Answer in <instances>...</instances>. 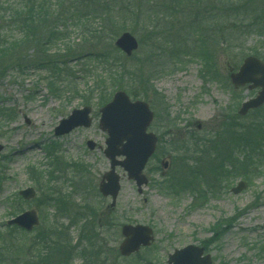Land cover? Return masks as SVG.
Masks as SVG:
<instances>
[{"label":"rangeland","instance_id":"obj_1","mask_svg":"<svg viewBox=\"0 0 264 264\" xmlns=\"http://www.w3.org/2000/svg\"><path fill=\"white\" fill-rule=\"evenodd\" d=\"M135 1L123 0L114 5L119 10L113 8L116 21L127 20V32L140 43L124 63L142 79H126L128 90H123L132 101L148 103L155 114L148 132L158 137V144L143 172L147 185L139 191L118 167L121 190L114 210L108 211L111 199L99 193L102 177L110 170L104 154L108 135L99 128L104 106L100 98L110 100L116 91L92 94L94 77L105 73L89 60L95 51L108 50L109 43L94 49L85 46L78 53L81 59L77 51L69 55L67 46L83 47L85 36L79 24L68 22V39L47 47L48 54L55 55L56 70L34 67L36 45L31 42L16 57H2L0 264L32 262L34 251L40 254L42 246L30 244L51 226L67 231L68 244L77 242L79 248L66 257L68 264H167L169 255L189 245L204 248L213 264H264V107L239 116L242 104L258 90L235 89L229 77L247 56L264 60V0H142L138 7ZM16 2L1 0V8ZM151 8L150 18L141 14ZM137 11L141 17L136 23L130 17ZM3 16L7 18L0 28L7 29L10 40L21 39L14 26L8 28L11 13ZM105 20L102 15L91 25L99 29ZM20 62L28 65L21 70ZM86 65L89 74L83 72ZM85 106L92 108V126L55 136L61 120ZM230 132L236 140L237 135L250 134L253 141L232 143ZM219 135L228 137L223 146ZM88 141L96 144L94 150ZM223 159L225 174L216 179ZM191 170L198 175L190 188H184ZM242 181L246 187L235 195L232 189ZM28 188L36 191L34 200L20 196ZM60 197L69 203L66 209ZM29 210L41 218L37 231L26 234L6 225ZM77 214L88 218V224ZM83 222L92 233L81 235ZM123 225L149 227L153 242L129 257L121 256ZM90 236L94 247L86 241ZM49 251V257L59 256Z\"/></svg>","mask_w":264,"mask_h":264},{"label":"trees","instance_id":"obj_2","mask_svg":"<svg viewBox=\"0 0 264 264\" xmlns=\"http://www.w3.org/2000/svg\"><path fill=\"white\" fill-rule=\"evenodd\" d=\"M173 1L177 3L179 0ZM17 2H20V4ZM17 2L15 4H10L8 8L4 9L1 8L0 0V23L5 22L4 20L7 18L6 16H3L5 13H11V17L7 23L9 30H12V28H10L11 24L22 35L21 39H14L12 41L10 40V33L7 32V29L5 32L3 27L0 28V59L11 54L16 57V55L21 54V52L24 51L31 42L36 45V56L34 60H32V63L35 65L34 67L39 68L42 65L48 67L49 69L56 70L54 66V60L56 59L53 57L55 55H49L47 47L68 39V34L66 33V23L75 22L76 24H79L78 26L81 28L82 33L85 36L83 41L84 46L79 47V49L67 46L66 52L68 51L69 55L73 54L74 56L76 51L77 55H79V52L82 51L85 46L94 49L96 46L109 43L108 50L102 52L95 51L89 60L92 64L96 63L101 65V69H103L105 73V77L102 76V74H97L94 77L95 80L93 81L92 86H90V88H92V94L97 92L105 95L109 91L115 92L123 89L128 90V88H124L126 87V79L132 83H135L136 80L138 82V80L142 79L138 78L136 72L134 74L133 72L126 70L124 62H127L128 59L126 60L124 57L122 58L121 52L116 50L113 46V42L119 34L127 31V20L122 23L120 21H116V18L114 17V10L117 9L114 5L116 3L121 5L123 0H17ZM184 2H187V0H184ZM141 3L142 0H136L135 6L138 7ZM149 4L152 5V3ZM223 4L226 5L227 3ZM151 7L153 8L154 6ZM152 8L147 11L146 14H144V12L141 14L150 18L152 16V12H154V10L152 11ZM251 11L253 12L254 10L251 9ZM138 12L139 11H137L136 14L133 13L130 17V19L136 23L138 17H141V14L139 15ZM102 15L106 16V20L104 21L105 24L99 29L94 28L91 23L95 21L97 17H101ZM123 15L127 16L128 14L124 12ZM90 18H93V20L91 21ZM6 34H8V36ZM81 57L82 55L77 56L78 59H81ZM208 58L211 60V54ZM25 65H28V62H20L17 66L23 70L22 67ZM89 66L90 65H86V69L83 71L84 73L89 74ZM98 71L99 70H96L93 74L98 73ZM71 81L74 83L75 80ZM54 87L55 86L53 85L51 86L52 91L54 90ZM55 90L58 91L57 89ZM100 100L103 105L110 101L104 100L103 102V98H100ZM231 134L233 135V133ZM240 136L242 138H238L239 140H244L247 143L253 141V139L250 138V134L247 137L242 135ZM232 137L233 138H231V140L236 141V136ZM222 139L225 140V136ZM191 173L195 174V171L191 170ZM186 183L190 184L191 182L186 180ZM59 203L62 206V210L66 209L69 205L64 197L60 199ZM81 215L77 214L76 217ZM81 218L85 217L81 216ZM85 222L88 224V218H85ZM85 222L82 224V236L84 232L92 233L91 229L85 225ZM51 227L48 230L42 231L37 236L34 246L41 245L42 251L40 254L38 253L37 259L33 261L34 264H68L66 257L70 258L71 251L79 248L77 245L74 246L73 242H70L69 244L67 243V231L65 229L63 230L62 227ZM216 227L219 228L220 226ZM101 229H103V227L99 225L98 230L100 231ZM91 236L87 237V240H85L94 247V244H92L94 239H92ZM49 250L52 252L54 251V255L58 253L59 256L55 258L49 257ZM1 259L2 258H0V261Z\"/></svg>","mask_w":264,"mask_h":264},{"label":"water","instance_id":"obj_3","mask_svg":"<svg viewBox=\"0 0 264 264\" xmlns=\"http://www.w3.org/2000/svg\"><path fill=\"white\" fill-rule=\"evenodd\" d=\"M115 45L128 57H131L139 48L136 38L128 32L121 35ZM231 81L235 88L250 85L249 90L261 89L256 98L242 105L239 111L240 115L244 116L250 110L258 109L264 105V63L261 60L253 56L247 57L239 71L231 74ZM90 114V107L74 110L72 115L63 120L55 129L56 136L68 134L78 127H91ZM101 114L100 129L107 132L109 136L106 141L105 156L110 161L111 171L103 176L99 191L104 197L112 198L110 207L114 208L121 189L120 177L116 173L117 167H121L127 172L128 178L136 182L139 191L142 186L148 183L143 171L156 149V136L147 133L154 114L146 103L132 102L123 91L114 95L113 100L101 109ZM88 147L90 150H94L96 145L93 142H88ZM120 157H124L125 160H118ZM245 187V184L241 183L233 189V192L239 194ZM21 195L25 199H33L35 192L33 189H28L21 192ZM8 225H17L27 231H32L39 225V219L35 211H30L10 221ZM122 234L125 240L120 246V253L125 257L138 252L142 246H150L154 240L152 230L145 226L126 225L122 228ZM212 263L211 256L205 255L203 248L194 245L176 250L169 256L167 262V264Z\"/></svg>","mask_w":264,"mask_h":264},{"label":"bare ground","instance_id":"obj_4","mask_svg":"<svg viewBox=\"0 0 264 264\" xmlns=\"http://www.w3.org/2000/svg\"><path fill=\"white\" fill-rule=\"evenodd\" d=\"M204 113H205V111H204Z\"/></svg>","mask_w":264,"mask_h":264}]
</instances>
